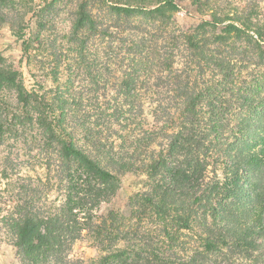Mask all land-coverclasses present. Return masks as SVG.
<instances>
[{
  "label": "trees",
  "instance_id": "1",
  "mask_svg": "<svg viewBox=\"0 0 264 264\" xmlns=\"http://www.w3.org/2000/svg\"><path fill=\"white\" fill-rule=\"evenodd\" d=\"M187 1L209 19L179 27ZM235 2L0 0L33 79L0 51V230L17 264H264V14ZM19 143L45 180L20 174ZM127 174L123 210L99 213ZM84 236L98 258H70Z\"/></svg>",
  "mask_w": 264,
  "mask_h": 264
},
{
  "label": "rangeland",
  "instance_id": "2",
  "mask_svg": "<svg viewBox=\"0 0 264 264\" xmlns=\"http://www.w3.org/2000/svg\"><path fill=\"white\" fill-rule=\"evenodd\" d=\"M35 1L38 2L40 0ZM235 1L237 2V0H234V2ZM64 6L65 5H60V7H58V9L62 11L57 16V19L54 22V29L51 32V37L52 39H56L57 44H59V42L62 43L63 36L68 32L70 27L68 8H65ZM178 6V10L175 14V20L178 26L181 28H187L193 24H197L202 19H209L208 15L202 14L199 6L195 4L194 1H187L179 4ZM258 6L261 12L264 14V0H258ZM20 44L21 43L19 41L11 36L9 30L6 29V27H3L0 30V51H4V54L8 56L15 65L20 67L26 86L31 87L33 84V79L31 75L28 74V69L21 52ZM44 55L46 56L45 53ZM37 60H45V63L48 64V59H42L41 57H38ZM109 67L110 69L114 67L112 62L109 63ZM32 73L37 76V81L43 82L41 72L37 73V71H32ZM44 84L48 87L53 86L49 79H46ZM10 152L12 157L17 159V162L21 164L20 174L41 178L42 180L47 178L46 172L42 168V161L40 158H38V156H36L35 150L31 152L30 147H24L23 144L19 143L11 147ZM136 180L137 179L131 175H124L121 178V188L117 196L110 203V205L101 207L99 213L103 214L107 208L123 210L127 197L134 193V191H136L138 188L136 185ZM59 196L60 195L54 190L49 193L50 200L60 199ZM69 255L72 259L89 260L98 258L100 256V252L93 246V243L88 238V236H84L74 243ZM215 260L216 261L214 264H252L251 261H238V259L233 256L229 257L219 255ZM0 264H17L16 251L10 245L3 230H0Z\"/></svg>",
  "mask_w": 264,
  "mask_h": 264
}]
</instances>
